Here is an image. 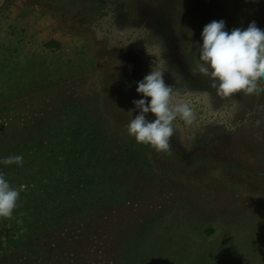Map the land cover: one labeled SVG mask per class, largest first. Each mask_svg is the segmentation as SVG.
Wrapping results in <instances>:
<instances>
[{
	"label": "rangeland",
	"instance_id": "rangeland-1",
	"mask_svg": "<svg viewBox=\"0 0 264 264\" xmlns=\"http://www.w3.org/2000/svg\"><path fill=\"white\" fill-rule=\"evenodd\" d=\"M253 18L264 0L0 2V160L23 158L0 173L26 199L16 172L43 165L47 187L82 189L94 211L51 241L82 247V264H264V88L226 96L199 71L207 23ZM152 68L193 112L167 152L127 129Z\"/></svg>",
	"mask_w": 264,
	"mask_h": 264
},
{
	"label": "clouds",
	"instance_id": "clouds-1",
	"mask_svg": "<svg viewBox=\"0 0 264 264\" xmlns=\"http://www.w3.org/2000/svg\"><path fill=\"white\" fill-rule=\"evenodd\" d=\"M200 73L212 79L213 86L224 95L246 89L264 88V23L253 18L230 30L224 19L212 20L201 32ZM139 99H133L135 118L127 125L128 134L137 143L151 145L158 152L170 150L174 133L173 121L179 117L185 123L193 120L192 109L186 103H173V88L164 74L154 68L136 82ZM152 119H148V114ZM22 156L9 157L0 163L22 162ZM20 191L0 173V218H9L17 207Z\"/></svg>",
	"mask_w": 264,
	"mask_h": 264
},
{
	"label": "trees",
	"instance_id": "trees-1",
	"mask_svg": "<svg viewBox=\"0 0 264 264\" xmlns=\"http://www.w3.org/2000/svg\"><path fill=\"white\" fill-rule=\"evenodd\" d=\"M32 168L31 174L27 167L16 172L19 175L16 174L18 182L28 177L26 185L29 187L26 199L19 198L17 201L14 209L16 219L8 223L5 218H0V264L87 263L86 250L78 245L66 246L68 242L64 244L61 240L51 241L50 235H69L72 218L76 226L79 223L74 235H80L76 233L82 222L75 217L87 216L88 213L91 217L94 214L88 194L82 193V189L47 187V181L42 175L43 165ZM56 178L58 177L54 176L53 179ZM18 213H23V216L17 217ZM66 240L69 237L64 241Z\"/></svg>",
	"mask_w": 264,
	"mask_h": 264
},
{
	"label": "crops",
	"instance_id": "crops-1",
	"mask_svg": "<svg viewBox=\"0 0 264 264\" xmlns=\"http://www.w3.org/2000/svg\"><path fill=\"white\" fill-rule=\"evenodd\" d=\"M2 1H4V0H0V2H2Z\"/></svg>",
	"mask_w": 264,
	"mask_h": 264
}]
</instances>
